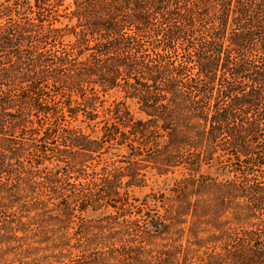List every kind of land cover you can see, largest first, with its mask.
Listing matches in <instances>:
<instances>
[{
	"label": "trees",
	"instance_id": "obj_1",
	"mask_svg": "<svg viewBox=\"0 0 264 264\" xmlns=\"http://www.w3.org/2000/svg\"><path fill=\"white\" fill-rule=\"evenodd\" d=\"M123 149L133 166L96 168ZM157 159L160 176L184 170L186 200L215 192V208L182 207L193 222L177 262L264 264V0H0V179L11 180L0 211L13 213L0 246L35 233L23 218L51 207L67 229L90 215L153 227L145 211L130 212L141 205L130 193L145 186L141 163ZM204 162L218 177L202 174ZM43 185L49 203L36 197ZM112 199L120 207L108 214ZM127 232L122 245L96 234L90 255L70 260L60 243L55 260L34 263L151 264L141 253L150 233Z\"/></svg>",
	"mask_w": 264,
	"mask_h": 264
},
{
	"label": "rangeland",
	"instance_id": "obj_2",
	"mask_svg": "<svg viewBox=\"0 0 264 264\" xmlns=\"http://www.w3.org/2000/svg\"><path fill=\"white\" fill-rule=\"evenodd\" d=\"M74 0H65L66 6H72ZM64 22H67L65 20ZM75 23V22H74ZM201 36L198 37L200 40ZM183 47V45H179ZM176 57L172 56L171 62L175 61ZM188 74L190 72H194L193 66L188 68ZM113 100V97L112 99ZM132 109L135 110L136 106L132 104ZM139 115V114H137ZM79 123H73V125H78ZM82 127H85L83 125ZM85 132H91L89 129H84ZM106 146H110L106 143ZM115 151V155L113 159H107L104 156L102 159H96L95 166L97 169L106 166L107 169H118L123 167H128L134 161L131 160V157L128 156L127 149L123 150H113ZM145 158L150 159L149 157H153L154 154L152 152H147L144 154ZM49 160L54 159L53 156H48ZM99 160L101 162H99ZM49 163V162H47ZM141 163V162H140ZM49 168H52L51 164ZM133 166V164L131 165ZM161 167V162L159 159L154 160V162H146L141 163L140 168H142V175L145 176V186L143 188L135 189L130 195L132 198L136 199L140 206H137L138 203H134L135 208H131L130 212H133L135 215L138 212L145 211L148 217L153 218L150 219L152 226H148L147 222H139V227L133 228H124L121 226H113L108 225L105 222V216L98 215H90L83 220H79V224L82 225V228L67 229L63 228L61 223L56 221L58 217V211L55 208L51 207L48 212L44 214V216H38L35 213H31L29 217L23 218V223H29L28 228L31 231H35L33 234H28V237L25 238L21 242H14L12 244H2L0 249L4 250L7 254V258H5L11 264H20L22 260H26L29 264H35V260H39L40 258L49 259V261L55 260V255L58 256L60 251L54 248L56 245L60 243L67 244L66 250L63 253L67 254L70 257V260L79 259L83 253L86 255H90L89 248H85L86 243L88 242L93 235L98 234V236L107 237L110 236V239H121L123 235L127 237L128 232L139 241L141 239L140 232L148 231L151 235L150 245L146 247V252L143 253L139 250V247L142 244L136 241L135 251H140L142 253V259H147L151 264H163L161 262V257L165 253L167 256L170 254H174L176 256L179 255L178 258H174L172 264H181L180 261L177 262V259H181L182 253H187V245L188 240H190V233L188 227L193 222V219L190 215H182L179 217L180 213H183V206H186L189 201L191 203L196 202L198 199L201 202V207L203 206H212L215 208L217 205L214 203L215 201V193L214 191L210 193H204L196 196H188L190 200H186V194L180 192V188L177 187L176 181H178L182 176L184 170L179 168L175 173H169L167 176H160L157 168ZM49 171V169H48ZM202 174L208 175V178L218 177L219 173L216 168L211 167L210 165L203 163L202 166ZM146 173V174H145ZM222 179V178H220ZM10 177L6 176L0 179V187H10ZM91 188V187H90ZM10 189V188H8ZM21 192L24 194L26 190L25 185L23 184L21 187ZM196 193V192H195ZM39 196L37 195V199L45 200L47 203L53 201L49 194L45 191V186L43 185L41 188V192H39ZM8 195V194H7ZM0 191V202L4 200V204H7V196ZM25 196V195H23ZM24 201L19 205L28 206L31 201H35V197L30 196V198L23 197ZM186 201V204H185ZM188 201V202H187ZM143 204V205H142ZM120 205V201L116 199H112L108 204V214L113 213ZM21 208V207H20ZM18 210V209H17ZM12 211L3 210L0 211V227L3 225L9 224L12 219ZM47 214V216H46ZM133 214V215H134ZM55 217L56 218H50ZM22 217L26 215H21ZM22 217H18V219H22ZM109 217V216H106ZM207 221V220H205ZM203 223V221H200ZM208 222V221H207ZM160 226H157V225ZM201 226L200 236L207 237L210 232H208L207 228L203 225ZM104 227L103 233L100 228ZM107 227V228H106ZM158 227V228H155ZM139 228V230H138ZM78 229V230H77ZM126 229V230H125ZM112 234H108V233ZM36 234L38 236H36ZM22 236L21 233H19ZM116 240L115 243L117 246L122 245L121 240ZM105 240H109L105 238ZM46 241V242H42ZM1 252V250H0ZM179 253V254H178ZM3 255V253H2ZM28 257V258H26ZM128 264H131V261H125ZM138 264V263H137Z\"/></svg>",
	"mask_w": 264,
	"mask_h": 264
}]
</instances>
